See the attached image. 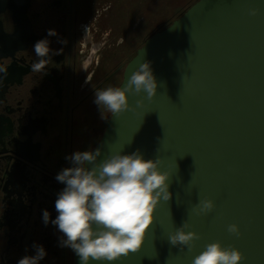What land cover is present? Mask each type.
Listing matches in <instances>:
<instances>
[{
  "label": "water",
  "instance_id": "95a60500",
  "mask_svg": "<svg viewBox=\"0 0 264 264\" xmlns=\"http://www.w3.org/2000/svg\"><path fill=\"white\" fill-rule=\"evenodd\" d=\"M143 61L156 95L129 94V109L110 116L91 151L159 159L172 196L154 210L141 248L114 264H191L214 241L238 248L240 264H264V0H198L146 40L119 87ZM204 197L215 208L197 214ZM186 220L200 235L191 251L168 239Z\"/></svg>",
  "mask_w": 264,
  "mask_h": 264
},
{
  "label": "flooded vegetation",
  "instance_id": "af4514ba",
  "mask_svg": "<svg viewBox=\"0 0 264 264\" xmlns=\"http://www.w3.org/2000/svg\"><path fill=\"white\" fill-rule=\"evenodd\" d=\"M197 1L0 0V264L34 254V243L47 253L39 264H74L51 223L63 187L54 177L104 133L111 114L100 119L94 91L119 87L146 40ZM45 38L49 58L34 72Z\"/></svg>",
  "mask_w": 264,
  "mask_h": 264
},
{
  "label": "clouds",
  "instance_id": "9594fccd",
  "mask_svg": "<svg viewBox=\"0 0 264 264\" xmlns=\"http://www.w3.org/2000/svg\"><path fill=\"white\" fill-rule=\"evenodd\" d=\"M255 16L260 8H250ZM57 35L49 30L48 36ZM62 42V41H61ZM120 43H123L121 40ZM37 61L32 71H41L49 58V41L41 39L34 44ZM150 61H143L121 87L107 86L94 91L93 103L97 105L101 120H107L105 111L119 117L127 111L129 94L146 93L151 100L157 91ZM3 71V69H0ZM87 83V81H86ZM144 98L136 104L142 106ZM100 148L94 151H75L66 159L70 166L59 171L54 179L63 187L54 201L56 215L51 223L62 233L58 247L70 248L78 257V264H114L122 257L137 252L143 243L145 232L154 222V210L161 200L169 201V173L161 171L159 159H146L137 149L131 154L109 151L103 158ZM215 208L213 199L204 197L195 205L197 214H208ZM42 221L47 225L50 213L43 210ZM191 226L186 221L168 234L171 245L194 248L200 239L199 233L186 230ZM229 233L240 236L236 223L227 226ZM34 254L21 257L17 264H39L46 256L42 245L33 244ZM243 253L232 245L220 241L207 243L196 254L191 264H240Z\"/></svg>",
  "mask_w": 264,
  "mask_h": 264
}]
</instances>
